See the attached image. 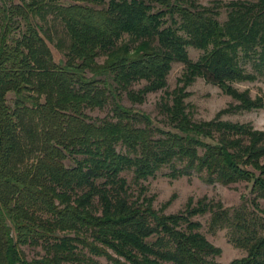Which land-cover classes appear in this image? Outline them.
I'll use <instances>...</instances> for the list:
<instances>
[{
    "label": "trees",
    "instance_id": "trees-1",
    "mask_svg": "<svg viewBox=\"0 0 264 264\" xmlns=\"http://www.w3.org/2000/svg\"><path fill=\"white\" fill-rule=\"evenodd\" d=\"M61 1L0 0V264H99L95 258L222 264L214 260L222 250L193 221L208 213L211 231L231 229L233 242L247 250L229 264H264V225L247 208L232 215L220 202L194 205L191 199L184 211L168 215L170 201L157 210L143 186L169 169L174 180L197 174L208 185L246 184L251 203L264 201V131L223 120L264 108L263 96L252 99L250 91L233 88L264 74V0L210 6L196 0ZM48 7L70 38L64 58L37 22ZM189 48L203 52L198 61ZM247 62L257 73L248 72ZM175 63L185 71L170 99L158 105L161 120L123 104L125 95L142 105L167 88ZM37 76L50 84L45 103L29 94L37 91ZM199 77L239 104L211 121H195L186 100ZM143 81L142 89L132 90ZM10 92L16 111L8 104ZM28 103L40 115L42 152L21 172L17 118ZM108 104L112 119L85 113ZM25 248L38 256L29 259Z\"/></svg>",
    "mask_w": 264,
    "mask_h": 264
},
{
    "label": "rangeland",
    "instance_id": "rangeland-1",
    "mask_svg": "<svg viewBox=\"0 0 264 264\" xmlns=\"http://www.w3.org/2000/svg\"><path fill=\"white\" fill-rule=\"evenodd\" d=\"M110 0H105L108 4ZM198 3L210 6L214 1H222L229 3L231 1H250L257 2V0H196ZM75 0H62L60 3L65 6L74 4ZM55 9L48 7L37 18V22L46 30L51 38L50 46L53 52L58 55L59 58H64L65 52L68 51L70 44V38L66 32L63 22L56 15ZM227 18L226 11H222L220 20L224 22ZM203 52L194 48H189V56L193 62L198 61ZM104 56L98 59L99 63H103ZM246 69L250 73H257L254 69L252 62L245 63ZM185 71L184 64L175 63L172 66V70L167 78L168 86L162 91L151 93L147 96L146 101L142 105H133L127 96H124L123 104L128 107H134L140 110H144L150 113L154 118L162 119L158 105L163 98H169L177 86V80L182 76ZM37 76L34 78V85L37 91H31L29 93L40 100L41 103L46 102V97L49 92V82L42 80ZM44 85H43V84ZM42 84V85H41ZM147 83L145 81L136 83L132 87V90L138 91L142 89ZM40 85V87H39ZM47 85V87H46ZM39 87V88H38ZM233 88L239 92L250 91L252 99L256 97H264V74H258V79L255 82L234 83ZM190 93L186 102L190 106L192 117L195 121H211L218 113L237 106L238 101L234 100L231 96L226 94L220 87L208 83L203 77L196 79L195 83L188 88ZM8 104L13 111H16V96L13 92L8 94ZM111 105L99 109L87 108L85 110L86 115L93 120L112 119ZM224 121H230L237 124H251L256 130L264 131V108L252 111L231 112L223 116ZM17 123L20 125V137L22 151L19 157V164L17 169L24 171L32 163L36 162L41 156L42 143L40 140V134L42 132V123L40 122V115L34 112L33 107L28 103L25 107L19 110ZM122 146L118 147V151H124ZM68 166L73 164L72 160L67 161ZM169 169H164L159 172L155 178H150L148 181L143 182V186L147 189V196L155 197L154 206L157 210L163 208L164 204L170 201L169 206L165 210V214H177L184 211L191 199L193 204L203 199H208L209 202L222 203L224 208L229 210L233 215L236 211H243L247 208V211L255 218H259V222L264 225V201L258 200L257 206L252 202L251 195L249 194L246 184L223 186L221 184L208 185L202 179L200 175H193L191 177H181L179 179H171L168 176ZM124 177L127 178L130 185L132 184L133 175L130 172L124 173ZM132 192L136 196L139 195L140 188L133 186ZM255 209L257 212H255ZM211 214L208 213L204 216H198L193 221L200 222L202 224L201 232L207 237V239L216 247L222 250V254L215 257L214 260L218 263L229 264L236 259H242L247 255V250L238 247L232 240L231 229H220L217 231L210 230ZM28 258L33 259L38 256V250L25 248L24 249ZM99 264H111L106 258H95Z\"/></svg>",
    "mask_w": 264,
    "mask_h": 264
}]
</instances>
